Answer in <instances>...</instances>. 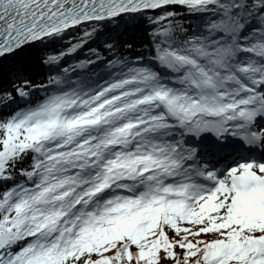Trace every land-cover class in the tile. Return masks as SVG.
I'll return each instance as SVG.
<instances>
[{"label": "snow or ice", "instance_id": "snow-or-ice-1", "mask_svg": "<svg viewBox=\"0 0 264 264\" xmlns=\"http://www.w3.org/2000/svg\"><path fill=\"white\" fill-rule=\"evenodd\" d=\"M0 264H264V0H0Z\"/></svg>", "mask_w": 264, "mask_h": 264}]
</instances>
